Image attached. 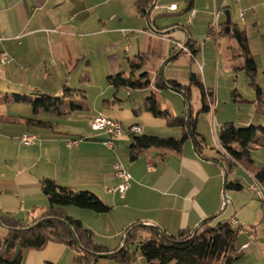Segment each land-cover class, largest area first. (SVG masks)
Segmentation results:
<instances>
[{
    "label": "crops",
    "instance_id": "1",
    "mask_svg": "<svg viewBox=\"0 0 264 264\" xmlns=\"http://www.w3.org/2000/svg\"><path fill=\"white\" fill-rule=\"evenodd\" d=\"M224 1L194 0L191 11H195V16L189 23L191 11L186 9L185 0H153L146 15L139 13L136 0H0V212H10L28 222L38 218L49 207L41 188V180L48 177L62 186L94 192L112 207L111 213H116L118 224L125 230L144 222L176 235L183 229L195 230L208 219L216 224L236 218L244 228L235 241V248L242 252L236 264H264V185L261 184L263 199L249 188L254 183L256 169L264 167V162L256 161L248 170L249 174L236 167V174L244 176L243 188L226 189V169L221 154L205 136L201 149L195 150L190 139L182 153L152 148L131 161L127 156L129 133L114 137V148H108L104 144L108 135L91 128L90 119L95 118V114L80 118L73 117L76 111L68 115L50 112L35 115L30 111V104L12 102L8 97L13 93L28 95L25 89L34 92L33 82L57 76V70H64L65 75L76 60L86 58L88 51H93L97 45L109 53L114 75L122 65V49L130 64L142 53L158 56L162 61L172 56L176 58L180 52L176 42L186 44L189 37L197 42L194 32L206 26L209 31ZM234 2L239 14L243 11L244 16L243 19L240 16L242 26L233 22L231 27L236 25L247 33L257 65V82L259 70H264V0ZM171 4H176L177 8L170 9ZM226 10L231 19L226 2L218 18V29L210 34L217 38V43L221 38L218 33L221 25L227 20L220 22V18ZM183 14L187 15L188 26L175 17ZM162 16L169 18L158 25L157 20ZM147 23L152 28H148ZM196 49L197 52L201 49L199 43ZM3 52L8 55L5 61L1 56ZM187 52L191 53L189 49ZM132 53L136 60L129 55ZM262 91L261 96L257 95L260 99H264L263 88ZM42 113H50L55 118H39ZM64 116L66 118H62ZM29 117L53 124L31 126L25 123V118ZM123 125L125 128L140 125L145 133L141 123ZM25 133L36 134L38 140L31 145L22 143L21 136ZM71 138L83 140L69 147L67 142ZM118 161L128 167L132 176L124 196L118 191H109L121 181L113 169V163ZM227 190L231 191L228 202L225 201ZM72 207L76 206L64 207L65 213L81 214ZM57 246L63 250L61 247L67 245L50 242L46 247L54 251ZM42 253L43 250L31 251L29 261L34 256L37 261L31 262L40 264L54 252ZM211 264L222 263L212 261Z\"/></svg>",
    "mask_w": 264,
    "mask_h": 264
},
{
    "label": "trees",
    "instance_id": "2",
    "mask_svg": "<svg viewBox=\"0 0 264 264\" xmlns=\"http://www.w3.org/2000/svg\"><path fill=\"white\" fill-rule=\"evenodd\" d=\"M152 1L136 0L139 13L142 15L148 14ZM185 1L186 9L191 11L194 0ZM232 24V19L226 20L221 25L218 33L219 35H230L236 38L240 56L244 59L243 66L236 67V69H244L247 72L251 85L255 86L257 95L261 96L263 91L256 82L257 65L250 50L247 33L245 30L237 28L236 25L231 27ZM228 26L231 27L229 32L226 31ZM212 32L213 30L210 28L208 33L212 34ZM196 45L197 42L189 37L186 47L192 55L198 51ZM183 52L185 51L180 50L175 57ZM144 54L138 56L142 63L136 62L137 60L131 61L130 76H125L124 72H120L117 75L109 76L110 83L118 88H148L152 81L144 80L136 75L137 68L145 65ZM189 79L188 84H183L176 79H166L158 72L155 83L158 89L170 87L184 91L188 99L191 95V86H197L202 94L201 111L210 112L212 106L209 99L213 96V92L205 86L196 73L191 72ZM64 92L62 96L58 97L43 94L40 99L18 93L9 94L8 97L12 102L30 104L35 115L41 112L68 115L77 109H83L82 104L75 103L70 99L81 91L65 87ZM82 97L85 98L84 93ZM258 101L264 103V99L258 98ZM146 111L154 117L165 118V125L167 126L181 128L182 135L181 137H163L145 133H129L128 156L131 161L137 160L152 148L182 153L186 143L191 139V133L196 136L198 149H201V143L206 141L204 135L197 130L196 116L191 115L189 126L188 112L181 116H173L168 110H162L154 93L147 98ZM25 123L31 126H50L53 124L51 121L37 117L25 118ZM260 131L264 132L263 126L251 124L246 128H238L231 121L221 126L218 138L222 147L230 155L229 158L220 156L226 169V189L239 190L243 188L240 178L230 181L228 175L238 165L247 170L254 166L252 143L256 142L264 146V138L257 137ZM236 144L240 148H237ZM255 178L264 185V167L256 169ZM41 188L49 200V207L38 218L34 217L30 222H26L10 212H0V223L8 229L7 235L2 239L0 238V264H20L24 249H41L50 242L64 243L73 248L77 252L75 256L76 264H96L99 258L98 253H107L109 255L106 257L116 258L126 264H133L134 256L127 249L129 242L137 243L138 249L141 251L142 256L146 258L148 264H206L207 261L236 264L242 256V252L237 251L235 248V241L240 228L233 226L229 221L212 224L210 219L206 220L197 231L183 229L176 235L168 234L159 227L141 226L131 231L125 245L119 249L110 250L104 246L94 244L92 231L85 227L80 219L65 213L64 207L72 205L101 214L111 211V206L107 205L94 192L62 186L52 178H43ZM37 222L39 223L36 226L30 227ZM134 225L128 226L125 232ZM73 230L78 241L74 237ZM17 245L21 247V254L17 260L10 263L7 260L15 253ZM47 264L53 263L47 262Z\"/></svg>",
    "mask_w": 264,
    "mask_h": 264
},
{
    "label": "rangeland",
    "instance_id": "3",
    "mask_svg": "<svg viewBox=\"0 0 264 264\" xmlns=\"http://www.w3.org/2000/svg\"><path fill=\"white\" fill-rule=\"evenodd\" d=\"M226 2L230 6L232 22H236L242 26L238 5L234 0H226ZM220 4L221 2H219V6ZM175 17L181 18L182 24L187 19V15L185 14ZM165 18L169 17L162 16L158 18L157 24L161 25ZM152 20H154V17H152ZM225 20L226 16L223 14L220 22H224ZM183 25L188 26L186 23ZM147 27H151L149 23H147ZM194 37L201 46L196 57H193L189 52H183L174 59L170 60L171 57H168L162 61V58L158 56L144 55L145 65L137 68L136 75L144 80L152 81V84L148 88H118L111 84L109 76H113L114 74L108 61L109 53L106 49L103 50L101 46L97 45L93 48V51H88L86 58L76 60L75 64L70 68V72L64 75V70H57V76H51L46 81L33 82L35 83L36 90L33 92L24 88V93L32 96L34 99H40L43 94L54 97L62 96L65 93V87L75 89L81 92H78L70 99L84 106L83 109L76 110L75 115H73L75 118H80L89 113L95 114L94 117L103 114L118 119L125 125L135 122L141 123L145 128V134L153 133L163 137H181V128L167 126L165 125V118L154 117L150 112L146 111L147 98L154 93L160 103L161 109L168 110L173 116L184 115L190 107L192 115L197 117L198 132L202 133L208 143L218 150L216 137H218L221 126L224 123L229 121L234 122L238 128H246L251 124L264 127V103L258 101L256 88L251 85L247 72L244 69L235 68L236 66H243L244 59L240 56L238 42L234 36L221 35L219 43H217V38L208 34V27L206 26L199 27L194 32ZM120 52L123 61L120 70L115 75L120 71L124 72L125 76H130L131 65L128 59L125 58L127 57L126 52H123V49ZM129 55L133 57L132 59L136 60L133 53ZM88 59L90 63H88ZM136 62L142 63L141 59H137ZM61 71L62 74H59ZM158 72L166 79H176L183 84L189 83L191 72L196 73L205 86L213 92V96L209 99L212 103V110L210 112L201 111L202 94L201 90L195 85L191 86L189 101L178 90L171 88L158 89L154 80ZM257 80V83L264 90L263 69L259 70ZM24 87L28 88L30 86L25 85ZM82 92L85 94V98L82 97ZM29 108L32 112L33 107L30 105ZM135 110L139 111L138 114ZM256 113H258L257 116H255ZM41 117L46 119L55 118L50 113H42L39 118ZM257 137L264 138V132L260 131ZM235 146L240 148L237 144ZM253 148L257 149L252 151L255 163L256 161L258 163L264 162V147L253 142ZM237 171L234 168L229 173L228 179L230 181L240 178V174H236ZM242 181L244 182V180ZM229 192L231 191L227 190L225 194L228 198H230ZM72 208L81 213L73 217L80 219L84 226L92 231V241L94 244L104 246L110 250L119 249L124 245L126 238L125 228L121 224H118V216L115 215V212L111 213L112 209L108 213L97 214L90 209ZM25 221L28 222L29 220ZM7 233L8 229L0 224V238L6 236ZM61 248L63 250H60L58 246L54 251L51 247L41 249L43 250L42 254L54 253L51 258L43 259L40 264H46L47 262H52L53 264H76L75 256L77 252L68 245ZM127 249L134 256L133 264H148V261L138 249L137 243L129 242ZM41 250L24 249L20 264H33L34 262L31 261L37 260L36 257L32 256L31 259L33 260L29 261L30 252H41ZM211 262L207 261L206 264H211ZM96 264L126 263L120 262L116 258L99 257Z\"/></svg>",
    "mask_w": 264,
    "mask_h": 264
},
{
    "label": "built area",
    "instance_id": "4",
    "mask_svg": "<svg viewBox=\"0 0 264 264\" xmlns=\"http://www.w3.org/2000/svg\"><path fill=\"white\" fill-rule=\"evenodd\" d=\"M225 3H226V0L224 1V5H223L222 9L220 11L217 10V12H216L215 20L211 24L212 30L218 29V26H219L218 18H219L221 11H223V8H225ZM169 8L170 9H176L177 5L171 4L169 6ZM194 16H195V11L192 10L190 12V16L188 18L189 23L191 22V20ZM240 16L243 19V16H244L243 11L240 12ZM176 45H177V48H179L180 50H183L185 52L188 51L186 44H184L183 42L178 41V42H176ZM1 56H2V60L5 61L8 55L6 52H3L1 54ZM211 110H212V108H211ZM91 128L94 131H103L108 135V137H109L108 140H106L104 142V144L108 148H114V142L112 140L114 137H119V136L123 135L125 132L142 134L144 131L143 127H141L140 125H132L129 128H125V126L123 125V123L120 120L111 118V117L103 115V114H100V115L96 116L95 118H93V120H91ZM36 140H38V137L34 133H25L21 136L22 143H24L26 145H31ZM82 140H83V138H71L68 140L67 145L69 147H73L75 145H78ZM216 140H217L218 150H219L220 154L222 156H224L225 158H229L230 155L228 154L227 150L224 147H222L218 137H216ZM238 167L240 169H242L245 173L249 174V171L247 169H245L243 166L238 165ZM113 169H114V173L116 174V176H118L120 178L121 181L117 187L110 188L109 191H111V192L118 191L122 196H124L125 193L127 192L128 188H129V182H130L131 177H132L131 173H130L128 167L120 161L113 163ZM240 179L244 180V176L241 175ZM253 181H254V183L250 184L249 188L252 191L258 193L259 197L263 199V189H262L261 183L254 177H253ZM230 222L233 226L239 227L240 228L239 231H244V228H242V226L240 225V222L236 218L232 219Z\"/></svg>",
    "mask_w": 264,
    "mask_h": 264
},
{
    "label": "water",
    "instance_id": "5",
    "mask_svg": "<svg viewBox=\"0 0 264 264\" xmlns=\"http://www.w3.org/2000/svg\"><path fill=\"white\" fill-rule=\"evenodd\" d=\"M225 15H226V19H227V20H230V12H229V10H226V11H225ZM230 29H231V27L228 26V27L226 28V31L229 32ZM173 58H174V56H172L170 59H173ZM175 90H178V89H175ZM178 91L182 92V93L184 94V96L186 97V100L189 101V99H188L186 93H184V91H181V90H178ZM191 115H192V113H191V109H190V107H189V110H188V116H187V119H188V125H189V126H190L189 121H190ZM191 140H192V142H193V144H194V148H195V150H197L196 136H195V134H193V133H191ZM225 201L228 202V197H227L226 195H225ZM38 223H39V222L33 224V225L30 226V227L36 226ZM0 224H1V223H0ZM146 225H148V224H146V223H144V222H140V223H137V224H135L134 226H132V227L126 232V238H125V240H124V245H125V243H126V241H127L128 235L131 233L132 230H134V229H136V228H138V227H141V226H146ZM151 226H152V225H151ZM197 230H198V228L195 229V231H197ZM73 234H74L75 239L78 241L77 236H76V233L74 232V230H73ZM21 251H22V250H21L20 245H17L16 250H15V253H14L13 256H12L9 260H7V261L10 262V263H12V262H14L15 260H17V258H18L19 255L21 254ZM97 255H98L99 257H106V256L109 255V254H107V253H98Z\"/></svg>",
    "mask_w": 264,
    "mask_h": 264
}]
</instances>
